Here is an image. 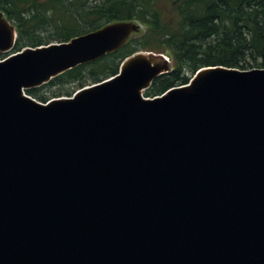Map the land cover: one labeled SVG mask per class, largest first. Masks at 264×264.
<instances>
[{
	"label": "water",
	"instance_id": "water-1",
	"mask_svg": "<svg viewBox=\"0 0 264 264\" xmlns=\"http://www.w3.org/2000/svg\"><path fill=\"white\" fill-rule=\"evenodd\" d=\"M108 23L0 61V264H264V68L137 52L71 97L25 94L122 48ZM15 28L0 13V53Z\"/></svg>",
	"mask_w": 264,
	"mask_h": 264
},
{
	"label": "trees",
	"instance_id": "trees-1",
	"mask_svg": "<svg viewBox=\"0 0 264 264\" xmlns=\"http://www.w3.org/2000/svg\"><path fill=\"white\" fill-rule=\"evenodd\" d=\"M0 13L17 33L10 53L67 42L116 21L144 27L119 50L26 91L42 103L115 75L125 58L140 51L171 62L170 72L144 92L150 98L186 85L203 67L264 68V0H0Z\"/></svg>",
	"mask_w": 264,
	"mask_h": 264
},
{
	"label": "rangeland",
	"instance_id": "rangeland-1",
	"mask_svg": "<svg viewBox=\"0 0 264 264\" xmlns=\"http://www.w3.org/2000/svg\"><path fill=\"white\" fill-rule=\"evenodd\" d=\"M133 23H135V22H133ZM135 25H137V29L138 28H140V30H144V27H142V26H139V24H137V23H135ZM137 30H135L133 33H135ZM132 33V34H133ZM131 34V35H132ZM53 43V42H52ZM9 55V54H8ZM7 55V56H8ZM5 57V56H4ZM3 57V58H4ZM169 66H170V64H169ZM110 78V77H109ZM191 79V78H190ZM92 84H94V83H92V82H90V81H88L87 83H85V85L83 86V87H87V86H90V85H92ZM80 89V88H79ZM79 89H77V87L75 88V86H72V87H70L69 88V92H71V94H70V96H66V95H63V96H60V97H57V98H65V97H71L77 90H79ZM50 99H55V98H52V97H49V100ZM37 100V99H36Z\"/></svg>",
	"mask_w": 264,
	"mask_h": 264
},
{
	"label": "bare ground",
	"instance_id": "bare-ground-1",
	"mask_svg": "<svg viewBox=\"0 0 264 264\" xmlns=\"http://www.w3.org/2000/svg\"><path fill=\"white\" fill-rule=\"evenodd\" d=\"M11 55H13V54H9L8 56L6 55L4 58L0 59V61L5 60L6 58L10 57Z\"/></svg>",
	"mask_w": 264,
	"mask_h": 264
}]
</instances>
